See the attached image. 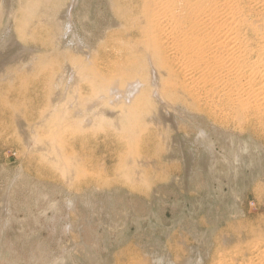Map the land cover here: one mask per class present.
<instances>
[{
  "label": "rangeland",
  "instance_id": "obj_1",
  "mask_svg": "<svg viewBox=\"0 0 264 264\" xmlns=\"http://www.w3.org/2000/svg\"><path fill=\"white\" fill-rule=\"evenodd\" d=\"M71 1L0 0V46L6 45L0 48V264L264 262V122L229 109L227 119L210 118L203 95L182 82L169 96L172 106L151 96L141 115L129 117L81 66L95 69V60L106 72L114 62L121 69L126 58L145 60L137 45L148 40L152 1L75 0V34L89 37L83 53L65 45L71 33L64 34L60 17ZM235 10L244 18L242 43L259 50L264 0H237ZM50 62L60 71L50 96L26 91L33 71ZM47 74L38 75L41 84ZM146 87L152 90L151 77L138 84ZM23 102L25 119L13 110ZM58 110L75 128L65 137V162L52 153L54 138L44 130L40 139L34 130L42 113ZM171 115L177 124L166 119ZM198 126L215 144L212 172L206 151L193 143Z\"/></svg>",
  "mask_w": 264,
  "mask_h": 264
},
{
  "label": "bare ground",
  "instance_id": "obj_2",
  "mask_svg": "<svg viewBox=\"0 0 264 264\" xmlns=\"http://www.w3.org/2000/svg\"><path fill=\"white\" fill-rule=\"evenodd\" d=\"M151 1L152 2L150 4H152V10L147 14L150 25L148 40L144 43L140 42L137 45L138 49L141 48L144 51L143 56H145V60L140 59L137 62L135 59L126 58V62L122 61L125 64L122 63L123 65L121 69H119V66L116 65L117 63L115 64L114 62L107 66L108 70L106 72L102 69L101 62L95 60V69H88L86 66H81L83 73L89 75L92 74V76L98 80L99 85L104 90L105 97L107 96L110 99L113 98V100L120 103V108L125 110L129 117L136 118L143 113L145 106L148 105L149 107V104H152V99L150 98L151 96L156 98L164 108L172 106L173 104L170 101L171 98H169V96L177 91L179 88L178 83L182 82V88L185 87V90L188 88L192 93H199L200 95H203L200 102L206 104V107L209 108L208 115L210 118L215 120L220 118L227 119V109H229L230 111L232 110V112L239 114L241 117L244 116L245 119L250 117L251 120L256 121L255 123H263L264 33L261 32V47L259 50L254 51L251 46H246L242 43L238 28L244 24V18L235 10L237 0ZM74 2L78 1L72 0L70 5H68L69 7L67 9L68 11H66L67 13L64 12L66 16H63V18L60 17V19H63L62 26L64 28V34L71 33V38L69 41H65V45H73L75 46V51L83 53L84 47L89 45V37H77V34H75V28H73L74 25L72 20L73 9L75 8ZM148 7L150 6L148 5ZM148 7L146 8L148 9ZM99 14H101V12ZM97 17H100V15ZM99 19L102 21V18ZM253 25L255 24L253 23ZM87 28L89 27L87 26ZM87 28L85 27V29ZM257 28L260 31L263 27L259 24ZM4 45L5 44L2 43L0 48H4ZM255 54L256 58L253 59ZM85 55H87V53H85ZM148 63H150V65ZM42 64L45 65V63ZM47 67L49 69L43 67V70L39 69L38 72L33 71L32 75L34 77L32 78L35 81L31 82L30 85H25L24 88L26 91L30 89H34L35 92L44 91L47 98L50 96L53 85H56L57 80L60 78V71L56 69L54 62H50ZM144 71H146V76L144 74L143 76L138 77L137 74ZM42 72H48L47 78H44V83L42 82L43 84L40 83L43 79H40L38 76L39 74L41 75ZM127 72L133 73V77H130L132 75ZM126 73L129 75V78H125L127 76ZM149 77H151L152 81V90L150 91L148 87L142 89L138 88V84L145 83ZM178 77L181 78L180 81ZM67 79L70 86L75 83L72 75H67L65 77V83ZM134 81H138L139 83H133ZM128 83L132 84L128 85L126 88L125 86ZM70 90L71 89L69 87V93ZM78 90L82 93L80 86L78 87ZM72 92L74 93L75 91ZM69 93L67 95H69ZM91 94L85 97L80 95V100L82 101L85 98L91 99ZM214 94H218L216 96L221 98V100L219 99V102L217 100L218 98H212V96H215ZM175 95L177 96V94ZM124 101L130 102L129 105L125 106ZM223 101L225 105L223 104ZM13 110L21 118H28L27 114L29 106L26 102H23L22 104L19 103V105H13ZM62 112L60 113V110H58L53 114H51V112L42 113L41 120L39 122H35V124L39 123L41 128L34 129L37 131V137L40 139L43 138L44 130L47 131L45 134L49 138H54L56 144L54 143V147L51 146L52 153L56 154V152H53V150L56 149L57 155L59 154L60 156H63L61 159L66 158V155L62 153V151H66L67 146L65 137L66 135H72L73 132L71 131L68 133V129L71 127L70 120L72 117L69 116V114L62 117ZM182 116L184 117L183 114ZM166 119H168L171 123L177 124L179 122L175 115H171ZM232 120L233 119H231V121ZM41 123H43L42 126ZM197 130V136L195 141L193 140V143L198 147H202V149L206 151L205 153L208 155L206 163L208 165V172H212L211 168L217 163V159L214 154V151H216L214 141L212 140L211 134L209 135L204 132L206 129L203 131L200 126H198ZM217 130L220 131V129ZM219 131H215V137L216 135L217 137L220 136V138L225 140L224 143L228 142L231 144V138L229 139V137L221 135L223 132ZM62 161L65 162L64 159H62ZM64 162L62 163L66 164ZM63 164H59V167L63 166ZM56 167H58V164ZM65 167L66 169L68 168L66 165ZM69 170L70 169L65 172L66 177L68 178L71 175ZM187 173H189V171ZM4 219L7 220V218ZM6 220H3L2 227L5 225V222H7ZM0 230L2 231V228ZM257 258L259 257L257 256ZM254 260H256V257ZM217 261V264H219V260ZM231 261L232 260H230V262ZM250 264H253V262ZM256 264H264V262L258 260Z\"/></svg>",
  "mask_w": 264,
  "mask_h": 264
}]
</instances>
